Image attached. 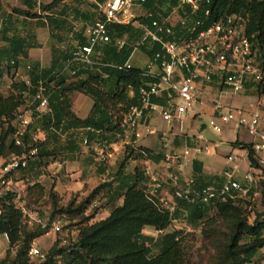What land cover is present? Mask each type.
<instances>
[{"label": "trees", "instance_id": "trees-1", "mask_svg": "<svg viewBox=\"0 0 264 264\" xmlns=\"http://www.w3.org/2000/svg\"><path fill=\"white\" fill-rule=\"evenodd\" d=\"M68 1L73 4L76 15L86 20L92 18L89 13L86 16L83 14V0H53L50 4L40 3L39 0H22L21 9L14 11L24 17L25 21L39 20L43 17L35 12L39 6L42 13H52L47 16L52 33L59 31L68 35L67 31L71 29L65 8ZM200 1L203 8L211 10L213 21L233 15L243 16L247 20V34L255 36L254 45L258 58L264 61V0H209V4L206 0ZM165 2H170L171 7H175L178 0H160V4ZM1 4L0 0V82L6 78L12 81L10 94L0 93V150L3 151L5 145H8L11 153L18 152L14 137L18 130L20 109L31 104L29 110L32 112L33 123L25 136V143L28 149H38V156L33 162L39 157L41 160H49L59 154L62 157L74 156L80 153L84 145L94 155H97V150L102 151L97 155L100 165L98 169L105 168L106 144L110 146L123 141V117L132 106L139 104V89L150 81L144 77V70L137 67L125 68L134 52L129 41L122 49L115 43L116 40L131 37L133 25H110L111 42L103 45L101 57L95 58L99 62H94L93 65L73 60V53L77 48L72 52L66 50L57 54L56 48L52 47L51 65L44 68L39 63H23L29 58L30 48H39L34 42L36 37H25L17 33L11 35L10 24L14 15L5 16ZM155 7V0L145 4L146 9ZM99 21H104L103 15L93 23ZM52 33L51 36L57 37ZM76 35L78 46L88 44V36H85L83 30ZM143 50L152 57L159 46L154 50ZM21 66L28 69V76L17 81L16 76ZM69 76L74 80L69 81ZM41 83L47 88L50 112L38 110L36 95ZM52 83L55 85L52 86ZM259 88L260 86L258 90ZM130 92H133V96H129ZM75 93L83 94L94 102L91 114L86 119L79 118L72 109L71 97ZM39 129L46 133V140L36 138ZM57 135L66 136V144L62 145L61 152H50V139ZM234 146H241L247 151L251 166L260 167L250 143L236 141ZM162 160V154L151 149L127 145L125 156L115 175L101 186L108 190L105 195L111 205L108 217L80 227L77 240L69 246H61L60 240L56 241L45 253V260L35 259L38 264H187V235L180 230L168 232L173 221L182 213L188 223L201 226L202 235L210 241L215 252L211 264H264V255H260L264 249V221H261V215L252 221L247 214L252 193L235 200L210 204L178 199L174 212H171L157 196L147 192L148 177L142 165L137 164L130 170L132 162L150 161L158 164ZM28 169L15 173L14 180L17 182L16 176ZM104 172L106 171L99 170L101 174ZM99 190L94 193L97 194ZM49 198L53 203V216L67 215L70 220L82 217L91 203V200H86L75 206L71 202L67 207L60 208L53 189L49 191ZM27 199L25 194L19 202L24 203L29 210ZM92 219L93 216L84 218V223ZM30 225L33 224L23 214L14 193L0 198V236H7L9 251L14 248L17 251L13 260L7 258L2 264H35L30 261L34 258L29 256V251L32 243L46 234L47 230L38 224L32 226L36 229L30 228ZM146 228H152L161 234L154 239L144 234ZM153 246L158 248L156 253L153 252Z\"/></svg>", "mask_w": 264, "mask_h": 264}, {"label": "built area", "instance_id": "built-area-1", "mask_svg": "<svg viewBox=\"0 0 264 264\" xmlns=\"http://www.w3.org/2000/svg\"><path fill=\"white\" fill-rule=\"evenodd\" d=\"M86 1L101 8L104 21L96 22L90 27L88 44L77 47L73 60L93 65L92 57L97 48L111 42L109 26L131 24L137 19L134 15L135 8H145L150 0ZM206 3L209 4L210 1L206 0ZM202 4L200 0H178L175 7L170 6L165 11L164 4L155 0V9L146 10L144 20L149 22H139L142 31L139 46H145L149 50L159 46V50L153 54L148 72L144 73V77L150 81L139 89V104L132 106L125 115L123 126L127 125L130 130L126 131V135L140 140L144 136L141 129L143 127L150 134L147 122L153 115H157L168 126L176 123L182 125L187 116L201 117L202 111L208 109L211 116L207 126L214 134L222 136L228 127L236 134L240 129L248 133L260 167H253L249 162V169L253 174L247 173L245 181H241L236 176L240 171L238 159L230 155L227 158L225 181L205 187H199L194 178L186 180L182 187L180 176L172 175L170 181L176 203L178 199H182L191 203L210 204L249 196L260 181L254 174L262 175L264 169V114L255 106L249 110L228 102L247 89L258 86L264 89V61L258 58L254 45L255 36L247 34V20L243 16L233 15L213 21L211 10L203 8ZM126 45L125 39L117 42L119 49ZM125 68L131 69L132 66L127 62ZM36 100L39 103L38 110L51 111L47 88L43 83L39 86ZM32 123L31 115L18 118V130L14 137L18 152L11 153L10 159L0 166V198L14 193L30 224L35 223L44 230L58 232L61 230L59 221L46 223L27 210L24 203L19 202L25 192L19 189L14 175L20 170L28 169L38 156V149H28L25 143V136ZM212 146L218 148L219 144L209 142L187 149L184 156L196 160L203 153L210 152ZM175 158L180 157L176 154L167 156L168 161ZM152 180L153 192L157 193L162 189V184L157 179ZM150 195L154 196L153 193ZM160 201L164 206L167 204L164 199ZM29 256L42 261L46 259L45 253L35 244L32 245Z\"/></svg>", "mask_w": 264, "mask_h": 264}, {"label": "rangeland", "instance_id": "rangeland-1", "mask_svg": "<svg viewBox=\"0 0 264 264\" xmlns=\"http://www.w3.org/2000/svg\"><path fill=\"white\" fill-rule=\"evenodd\" d=\"M42 2H50L51 0H41ZM84 1L83 6V14L89 13L92 15V18H89L86 20L84 17L76 15L75 10L73 8V4L71 1H68V3H65V8L67 10V17L69 18L67 20L68 23H70V30L67 31L68 35L61 33V32H54L52 33V30L50 28V35L56 34L57 37H49V30L47 28V24H43L42 20H26L23 22V19L21 16H19L14 10L21 9L20 3L22 0H5L2 5V8L4 10L5 16L8 15V12L11 11L12 15L17 18L15 22L13 21L11 26V35L14 33L23 35L25 37H29V35H34L36 38V30L39 31L40 36V42L41 44H38L37 40L34 41L36 45H38L39 48L43 47H54L56 48V53L59 54L60 51H66L69 50L70 52L74 51L79 41L76 39L79 32L83 30V33L85 32V36H88V30L90 27L94 25L93 22H95L98 18H101L103 13L101 12V8L96 6L94 3L88 2L86 0ZM103 2L104 0H100ZM166 3V4H165ZM164 3V10L168 11L171 3L165 2ZM58 8V7H57ZM60 8V6H59ZM41 11V9H39ZM39 10L35 11L39 14ZM57 10V9H56ZM49 13V12H47ZM146 10L136 7L134 10V15L137 17V19L131 23L134 27V32L131 37L127 36L124 39L128 42L129 45L133 48L134 53L131 57L130 64L132 67H137L145 72L148 71V66L150 65V56L143 50L145 46H139V43L141 42L142 32L139 27V22H142L145 19ZM86 16V15H85ZM4 26V24H3ZM49 38V39H48ZM129 38V39H126ZM48 39V40H47ZM33 42V43H34ZM117 40L115 43L117 44ZM103 46H100L97 48L96 53L94 54L93 61H96V57H101ZM46 50V49H45ZM42 51V50H41ZM40 51V52H41ZM22 70L18 71L17 75V81L23 80V78L28 76V69H26L24 66H21ZM97 73V72H95ZM26 79V78H25ZM74 78L72 76H69V81H73ZM12 80L10 78H6L3 80V85L0 83V93L8 95L10 94V89H6V86L8 84L10 85V82ZM52 86L55 84L52 83ZM129 96H133V92L129 93ZM254 98V106L256 109H259L262 114H264V89L262 88H252L251 90L247 89L244 93H242L238 97H234L232 100H229V104L236 106V107H242L247 108L249 107L246 100H241L242 98ZM89 102H91V99L86 97ZM31 105V104H30ZM28 107H22L20 109L19 116L26 115L25 112L29 110ZM126 115V114H125ZM125 115L122 120V126L125 125L124 119ZM154 118V117H153ZM152 118V119H153ZM150 119L147 122V127H154L157 123L155 121H152ZM209 117L207 115H204L202 118H199V116L195 117V120H193V117L187 116L183 123L182 128L186 131H192L194 132V127L200 125L201 128H204L205 126L202 123H205L208 125ZM159 123V128L162 127V129L165 128L163 123L161 121ZM177 124V123H176ZM177 127H180L178 125ZM125 131H130L128 129V126L124 127ZM241 130H239V133L237 136H241ZM242 138H239L240 143H245V141H248L251 139V137L248 135V133L244 130L242 131ZM126 134V132H124ZM205 136L212 139L215 142L221 141L225 135L219 136L214 134L211 129L207 126L204 130ZM1 135V132H0ZM228 135V134H226ZM153 136V135H151ZM148 135L147 137L143 138V140L151 137ZM38 140L44 141L47 139V135L45 132L39 129L37 132ZM227 138V137H226ZM124 139V138H123ZM66 136H59L52 137L50 139V148L49 151L52 152L55 150V152H61V148L63 144H66ZM226 144H223L220 149L222 151V158H227L231 153L232 150L231 146L233 143L229 141V138L226 139ZM59 143V144H58ZM1 144V139H0ZM5 149L3 151L0 150V166L7 160L10 159V149L8 145H5ZM108 149L106 151H109L113 154V157H109V162L106 163V166H109L110 170L109 173L105 176H100L98 173L99 165L96 162L94 158H92L93 163H87L86 165H82V168H84L81 171H76L73 173H66L61 168V164L67 159V156L62 157L63 155H58V157L51 158V159H42L39 157L38 160L32 161L31 167L26 171L22 172L21 174H18L16 176L17 183L19 184V189L24 190L25 194L27 195V202L29 211L32 212L34 215L39 216L44 220L46 223H52L53 221H59L60 222V231L55 230H47V233L36 239L32 245H37L42 252L47 253L51 247L56 243V241L60 240L61 246H69L70 244H73L79 235V229L82 226H87L88 224H93L95 222H98L102 219H105L109 215V211L111 209V205L108 203V199L105 198V195L107 194V188H101V186L110 178H112L117 169L120 166L121 161L123 160L125 156V149L126 146L122 144V142L117 143V146H113L112 148L109 147L108 144H106ZM54 147H56L54 149ZM238 148H241V146H238ZM218 151V149H217ZM80 156H84L87 158V156L94 155L91 150L84 146L81 147ZM79 156V157H80ZM62 157V158H61ZM95 157H97L95 155ZM81 158V157H80ZM56 163V164H54ZM97 163V164H96ZM96 164V165H94ZM142 163H134L130 166V170H133V168L137 165ZM240 164V172L242 173V178L247 173H252L249 169V163L245 162L243 166ZM147 169V165H144ZM149 174L146 173V176L148 177L147 181V192L153 193L154 196H157L159 199L165 198V202L167 204L166 207L170 208L171 212H174L173 207L176 208L175 204L176 201L173 198L174 194V188L171 185L170 178L167 177V174H176L179 176L178 172L174 167H167L165 164H162L160 167L153 166L152 169L149 170ZM151 172L154 174V178H156L159 182L162 184V189L159 190V192L154 193V182L152 180V176L150 175ZM158 174V175H156ZM253 174V173H252ZM255 177H258L260 181H258L257 188H253L251 198V204L247 207V214L251 217L252 221L254 218H257L258 215H261L260 218L261 221H264V198H263V189H264V172L262 175L254 174ZM53 177H55L53 179ZM181 179V178H180ZM53 180H55V184L53 185V188L56 187L55 193L57 195V201L58 206L60 208L67 207L71 202L75 203V206H79L86 200H91L90 205L83 213L82 217H79L75 220H70L67 215L64 216H53V203L51 199L49 198V191L51 190V186L53 183ZM244 180V179H243ZM38 186V187H37ZM180 186H184V182L180 181ZM41 187V188H40ZM98 188H101L100 190ZM96 190H99L97 194L94 192ZM257 195H254V194ZM167 194L170 196V199H167L168 196H165ZM91 196H94V198H90ZM213 215V213H211ZM93 216V219L90 222L84 223V218ZM36 225L33 223V225H30V228L36 229L35 227H32ZM31 229V230H33ZM182 231L184 232L186 236L185 240V248H186V254H187V264H211L212 261L215 258V252L210 246V241L206 240L204 236L202 235V227L199 225H192L187 222L186 217L184 213H182L177 219H175L172 223V225L169 227L168 232L172 231ZM144 234L153 237L154 239H157L161 233H158L152 228H146L144 230ZM9 242L7 241L6 236H0V264H2L3 260H6L7 258L13 260L16 256V248L9 251ZM153 252L156 253L158 248L153 246ZM260 255H264V249L261 251ZM32 263L38 264V261L30 260ZM260 262V260H258ZM12 264V263H11ZM263 264V263H261Z\"/></svg>", "mask_w": 264, "mask_h": 264}, {"label": "crops", "instance_id": "crops-1", "mask_svg": "<svg viewBox=\"0 0 264 264\" xmlns=\"http://www.w3.org/2000/svg\"><path fill=\"white\" fill-rule=\"evenodd\" d=\"M2 3H4L5 0H1ZM53 0H51L50 2H42L41 0H39L40 3L43 4H50ZM100 1V0H99ZM20 6L22 7V2L20 3ZM39 6L36 7L35 11L39 10ZM144 10H147L146 8H143ZM39 14H41L43 17L40 18L39 20L43 21V24H47V28L49 30V34L48 36L51 37L50 35V27H49V21L47 19V16H51L52 13H47V12H43L39 10ZM12 15V12L9 11L8 15L9 16ZM23 19V22H25V18L21 17ZM17 18H15V16H13L12 21L15 22ZM30 21V19H29ZM142 32V31H141ZM37 36L36 40L38 42V44L42 45V42H40V36H39V31L36 30V34ZM49 39V38H48ZM47 39V40H48ZM156 47V46H155ZM155 47L153 48V50L155 49ZM46 49V50H45ZM146 50H149L147 48H145ZM42 50V51H41ZM41 51V52H40ZM134 53V52H133ZM28 54H29V58L24 60L23 63L25 64H35V63H39L41 67L47 68L50 67L51 62H52V47H43V48H30L28 50ZM133 55V54H132ZM132 57V56H131ZM152 58V57H150ZM131 58L129 59L128 62H130ZM151 61V60H150ZM149 68V66H148ZM22 70V68H20V71ZM148 72V71H147ZM20 75V73L18 74ZM26 78V77H25ZM23 78V80L25 79ZM3 85V82H0ZM11 85V82H10ZM10 85L8 84V86H6V89H10ZM250 90V89H249ZM87 96L80 94V93H75L72 95V109L75 112V114L81 118V119H86L87 117H89V115L91 114L94 102L91 99V102H89V100L86 98ZM89 98V97H88ZM246 100V102L248 103L249 107L248 109L250 110L251 108H253L252 106H254V98H242L241 100ZM247 109V108H245ZM203 116L207 115L209 118L211 116V111L208 109H204L202 111ZM25 114L27 115H31L32 116V112L30 110L26 111ZM203 116H199V118H202ZM154 117V118H153ZM192 117V116H191ZM153 118V119H152ZM152 121H155V123H157L154 127H149L148 128L151 130V133L148 134L146 132V127L141 128L143 131V138L147 137L148 135H153L145 140L142 141L143 138H141L140 140H135V138L129 137L127 136V132L126 134H124V139L122 141V144L127 146V145H135L138 147H144V148H148L151 149L153 151H155L156 153H160L162 154V158L163 160L156 164L150 161H142V167L143 169L146 171L147 174H149V170L152 169L153 166L155 167H160L162 166V164H165L168 168L169 167H174V169H176V171L178 172L181 181L185 182L186 180L190 179V178H194L199 187H205V186H209L211 184H221L225 181V172L228 170L227 167V158H222V151L220 149V147L223 144H226V139L229 138V141H231L233 143V145L231 146L232 150L230 151V155H234L237 157L238 159V163H241V166H243L245 164V162L249 163L248 161V153L246 150L242 149V148H238V146H234V143L236 141L239 140V138H242V131H244V129L241 130V136H237V134L234 132V130L231 127H228L225 132L223 133L224 138L217 142L219 144L218 148H215L212 146V149L210 152L208 153H203L198 159L193 160L192 157H186L184 156V152L187 149H193L199 146H203L206 145L209 142H215L212 139L208 138L207 136H205L204 134V130L206 129L207 125L205 123H202L205 127L201 128L200 125L194 127V132L192 131H186L183 130V128L181 127L182 125L180 124H173L172 126H168L165 122H163L157 115H153L151 116ZM193 120H195V118H193ZM159 121H161V123H163V125L165 126L164 129L159 128ZM178 125H180V127H177ZM212 131V130H211ZM228 134V135H226ZM222 135V136H223ZM227 137V138H226ZM252 139L245 141V143H251ZM113 146H117V144H111L109 147H113ZM108 149V148H107ZM218 149V151H217ZM102 151L101 150H97V155L101 154ZM80 154V153H79ZM79 154L77 155H69L67 157V159L61 164V168L64 170V172L68 173H73L76 171H81L84 168H82V165H86L87 163H93L92 158H94L96 160V162L98 163L99 158L95 157V155L91 156H87V158H85L84 156H80ZM170 154H176L178 155L180 158L179 159H173L168 161L167 160V156H169ZM96 155V156H97ZM229 155V156H230ZM81 158H80V157ZM109 157H113V154L110 153L109 151H106L105 153V160L106 163L109 162ZM65 158V156H64ZM96 163V164H97ZM136 162H132V164H134ZM200 165L199 169H197V164ZM56 164V163H54ZM94 164V165H96ZM99 165V164H98ZM130 165V166H131ZM144 165H147V169L145 168ZM197 165V166H196ZM100 166V165H99ZM239 168H240V164H239ZM105 170L106 172H104L103 174L99 173V170ZM101 169H97L98 173L100 174V176H105L106 174L109 173V166H106L105 168H101ZM152 176V178H154V174L153 172H151L150 174ZM158 175V174H156ZM172 175H177L176 174H167V177H171ZM237 178L241 181H245L244 178H242V173L239 171L237 173ZM55 177H53L54 179ZM156 179V178H154ZM244 179V180H243ZM55 184V180H53L52 186L50 189H53V191L55 192L56 187L53 188V185ZM165 196H168L167 194H165ZM165 198H162V200ZM167 199H170V196H168ZM7 238V236H6ZM7 241L9 242L8 238Z\"/></svg>", "mask_w": 264, "mask_h": 264}]
</instances>
